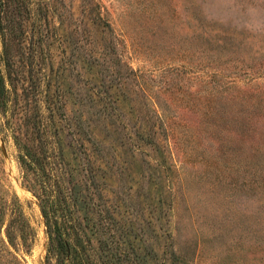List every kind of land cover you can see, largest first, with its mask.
I'll use <instances>...</instances> for the list:
<instances>
[{
	"label": "rangeland",
	"instance_id": "obj_1",
	"mask_svg": "<svg viewBox=\"0 0 264 264\" xmlns=\"http://www.w3.org/2000/svg\"><path fill=\"white\" fill-rule=\"evenodd\" d=\"M47 5L43 51L14 81L39 77L85 203L108 211L129 264H264V0ZM15 155L0 134V189L36 232L18 259L44 264Z\"/></svg>",
	"mask_w": 264,
	"mask_h": 264
},
{
	"label": "trees",
	"instance_id": "obj_2",
	"mask_svg": "<svg viewBox=\"0 0 264 264\" xmlns=\"http://www.w3.org/2000/svg\"><path fill=\"white\" fill-rule=\"evenodd\" d=\"M48 23L47 0H0V134L13 139L21 185L40 206L44 264H129L132 254L114 238L108 211L85 203L87 185L64 156L39 77L34 91L16 87L19 57L32 62L42 53ZM3 227L0 264H24L17 255L29 250L36 232L17 196L0 189V232Z\"/></svg>",
	"mask_w": 264,
	"mask_h": 264
},
{
	"label": "bare ground",
	"instance_id": "obj_3",
	"mask_svg": "<svg viewBox=\"0 0 264 264\" xmlns=\"http://www.w3.org/2000/svg\"><path fill=\"white\" fill-rule=\"evenodd\" d=\"M21 191V190H20Z\"/></svg>",
	"mask_w": 264,
	"mask_h": 264
}]
</instances>
